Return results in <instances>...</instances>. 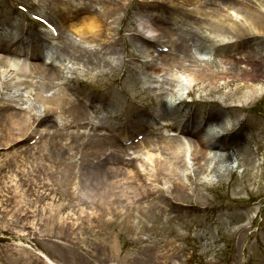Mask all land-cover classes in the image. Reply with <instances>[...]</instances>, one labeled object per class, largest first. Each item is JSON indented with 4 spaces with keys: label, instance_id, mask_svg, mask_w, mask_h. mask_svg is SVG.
<instances>
[{
    "label": "rangeland",
    "instance_id": "rangeland-1",
    "mask_svg": "<svg viewBox=\"0 0 264 264\" xmlns=\"http://www.w3.org/2000/svg\"><path fill=\"white\" fill-rule=\"evenodd\" d=\"M103 1L0 0V41L8 40L24 50L18 55H7L0 50V264H48L27 244L60 264H264V94L253 96L248 102L237 101V96L249 88L239 90L243 83L233 77L234 74L227 77L230 80L217 78L214 83L205 85L209 81L193 83L192 74L184 71L179 74L180 82L175 87L180 99L169 94L166 99L171 103L184 100L177 109V119L200 125L203 130L195 136L179 133L173 126H164V121L173 120H164L156 111L164 94L160 88L150 85L161 86L149 76L164 79V71L145 68L153 59L152 49L159 48L163 55L173 54L170 50H161L164 41L144 43L141 37L145 31L147 34L158 32L150 26L145 28L144 25L151 23L176 32L172 37H180L179 45L212 46L208 52L216 54L246 47L251 53L247 52V57L238 62L245 64L249 59L264 61V33L256 35L246 24L248 21L239 19L243 28L238 26L241 29L235 31L234 37L240 39L221 47V43L227 42L211 37L212 34L209 36L206 26L187 25L175 16L178 8L185 12L193 0H121L122 8L116 15L103 17L104 22L98 17L106 14ZM172 2H183V6H173ZM82 3L96 12L76 7ZM140 5L143 8L137 9ZM243 5H239V10H243ZM249 5L255 4L249 2ZM208 6L217 10L219 17H227L222 16L218 6ZM255 6L254 9L249 7L246 14L264 22L263 11ZM152 13L161 14L164 23L155 21ZM34 16L58 27L60 36L64 28L77 40L78 52L101 47L100 41L80 36L73 26H84V19L87 23L96 18V22L102 24V34L105 32L119 40L116 52H105L110 48H104L97 53L100 57H109L113 64L105 65L100 58L96 59L100 64L95 61L87 64L61 52L57 45L48 59L31 57L30 49L34 45L43 56L53 35L50 27ZM103 26L109 29L103 30ZM146 46H149L147 50ZM255 46L260 50L253 49ZM244 52L241 50L239 55ZM198 53L195 52L199 60L218 64L213 62L210 53ZM179 59L186 60L182 54ZM2 61H6L7 66ZM34 61L41 64L42 69L51 70L35 69ZM240 64L234 65V69L238 70ZM177 66L178 63L173 69L181 72L176 71ZM174 70L168 77H174ZM247 80L252 85L264 86V78ZM60 88L69 99H75L73 90L84 95L87 116L74 121L73 116L57 104L62 111L52 110L54 113L46 120L45 127L35 129L33 115L42 117L50 108L53 94ZM236 102L242 105L237 106ZM5 111L26 115L31 124L29 131L23 134L24 128L20 127L14 135H9ZM143 111L148 114L144 117L146 125H137L138 115ZM212 115L219 118L217 128L210 126ZM57 130L64 135L57 137V144H52ZM147 132L158 145L148 149L156 155L152 153V160L145 159V165L140 166L139 159L135 158L142 179L135 182L132 175L136 168L131 165L120 166L117 174L125 195L122 198L135 199L129 195L136 186L141 192L140 200L132 204L134 208L130 210L131 228L119 218L115 208L104 209L107 213L100 215L101 210H92L71 198L72 184L77 196H85L78 193L93 173L90 168L97 154L94 147L97 134L107 136L108 141L116 137L122 154L126 146L135 145L125 154L141 158L147 145L130 143L137 134ZM71 134L80 136L81 141L72 142ZM171 134L178 136L188 150L186 165L175 172L164 171L167 165L164 141L173 140ZM218 135L221 136L219 149L207 150L212 152L211 160L193 159L190 152L195 143L192 140L201 136L217 139ZM38 143L47 147L44 154ZM62 146L68 148L69 155L59 150ZM225 148L233 158L215 164V155ZM202 164L204 167L208 164L212 170L203 169ZM98 177L97 172L94 179ZM42 184L50 188V193H44ZM164 191L170 201L177 202L176 206L170 208L169 200H164ZM114 199L111 197V201ZM116 201L121 202V197Z\"/></svg>",
    "mask_w": 264,
    "mask_h": 264
},
{
    "label": "bare ground",
    "instance_id": "bare-ground-1",
    "mask_svg": "<svg viewBox=\"0 0 264 264\" xmlns=\"http://www.w3.org/2000/svg\"><path fill=\"white\" fill-rule=\"evenodd\" d=\"M208 1L209 0H193L188 7L186 6L187 9L185 12L180 11L182 10V8H178L176 10L175 16L182 19L183 22H185L187 25H192L196 27L206 26L207 29L205 30V32L209 34V36H211L212 34L211 37L215 36V38L217 37L219 41L227 42V43H221L220 44L221 47H228L231 44L228 42L232 40L235 41L236 39H240L239 37H234L235 31H237V29L238 31L241 29L238 26L242 27V23L238 21L239 19L241 20L245 19L246 21H248L249 24L248 23L246 24L249 25V28L254 29V31H252L253 33L255 34L256 33L260 34L262 32L264 33V22L259 20L256 16L247 15L243 12L236 10L237 7L235 6H237L236 5L237 3H234L235 0L233 1L232 0H211V1H215L217 4L219 3L227 4L230 6L229 8L230 12H228V14L222 13V16L224 15L228 16L226 18L219 17L216 13L214 14L209 13L210 10L208 11L207 8L202 9L201 6H203V4H205ZM229 2H233V3H229ZM103 3L105 5L104 6L101 5V6H103V9L106 12V14L98 15V17L100 18V21H103V22H104V20H102L103 17L105 16L108 17L109 15H112V16L116 15L115 13L122 8L121 0H116V1L104 0ZM180 4L182 5L183 2ZM180 4L174 3L173 6L177 5L179 7H182L183 5L181 6ZM76 7L82 8L84 10H90V11L96 12L95 9H90V6H88L87 3L76 5ZM141 8H143V6L140 5L138 6L137 9H141ZM152 16L155 21L157 20L160 23H164V19L162 18L161 14L152 13ZM96 20L97 19L94 18V20L86 23V20L84 19L83 20L85 23L84 26H79L77 24H74L73 26H75V29L78 31L77 33L80 34V36L82 35L84 38L89 36L94 41H98V42L100 41L102 43V45L100 44L101 47L97 48L96 50L78 52L79 49L77 45H75L77 40L71 38L69 34L63 30L64 28H61L62 29L61 36L60 38H58L57 46L59 47L60 50H62L61 52H65L66 54H68L70 57H73L74 59L84 60L86 61L87 64H94V61L97 64H100L102 61L104 62L105 65H112L113 61L109 57L108 58H106L105 56L100 57L97 55V53L100 51H103L102 49L104 48H110V51H105V52H112V53L116 52L118 50L117 45L119 44V40L113 39L112 37L108 36L107 33L106 35L105 32L104 34H102L100 32L102 24H98ZM144 26L145 28H147L148 26L153 27L158 31V32H152V34H148L147 37H144L141 35L144 43H150L151 40H155V38L156 40L158 39V40L164 41V44L161 46H167L169 50L171 51L170 54H173L172 56L163 55L161 51L154 48L151 50V53L153 54L152 61L151 62L149 61L145 64L146 70L152 69L153 71H164V74H162V75H165L164 79H161L160 77H154L152 74L149 76V79L151 81L161 84V86H158L156 84L155 87L151 83L150 85L155 89L160 88V90H163L162 93L164 94V98L162 99V101H159L158 106L156 108L157 113L160 115H163L164 120H170L169 118L173 120L171 122L164 121V125L173 126V128L179 133L188 134L189 136H195L199 132L201 134L203 130V127L200 125H196L194 123L190 124L188 120L184 122H180L181 120L177 119L178 117L177 109L179 108L180 104L184 103V100H179V101L175 100L173 103H171L169 102L168 99H166V95L168 94L172 95L173 97L177 99L179 98L178 96L179 92L175 90V87L177 83L180 82L178 78L179 74L181 73L183 74L184 71H189L192 74L193 77L191 78L193 80V83H196L198 81L200 82L209 81V83L205 85L214 83V79H217V78H223L226 80L227 77L230 75V73L234 74L233 77H236L237 80L243 83L238 88L239 90H242L243 87L245 86L249 88L247 91L244 92L243 95L237 96V101L245 99V101L248 102V100L252 99L253 96L257 97L263 94L264 86H262L261 84L252 85L248 82L247 79L249 78L250 80L251 78L253 80L255 79L261 80L264 78V61L261 59H249L248 61L245 62V64L238 63L242 61L241 60L242 58L244 57L246 58L247 55L251 53L249 51H252V50H249V49L245 50V52L242 55H239L240 53L238 54L236 50H223L225 52L217 53L219 54L217 55L215 51H212L213 53L208 52L209 49L211 48L213 49L212 46H208L206 48V46L196 45L195 47H192L191 45H188L186 43L184 45H179L181 43L180 37H174V36L172 37V35L176 34V32L174 33L172 31L171 32L167 31L164 29V27L154 26L151 23H147ZM232 28H234L235 30H231ZM105 29L108 30L109 27L103 26V30ZM145 32L143 33L144 35H145ZM43 38L44 40H46L47 36L44 35ZM61 42H63L62 45H61ZM169 42H171V44H169ZM145 48L147 50L149 46H146ZM253 49H256L258 51L260 50V47L256 48L255 46ZM0 50L6 53L7 55L9 54L14 55V54L22 53V49H20L19 46H14V44H12L8 40L0 41ZM197 51L199 52L198 55H202L201 52L210 53L211 55L210 57L215 60V61L213 60V62H217L218 64L214 65L213 63L209 62L212 60H206V61L199 60L195 54V52ZM30 53H31L30 54L31 57L35 59H42V51L39 50L36 45H34L32 49H30ZM181 54L182 56L186 58V60L179 59ZM97 58H100L101 61H97L96 60ZM135 60L137 61L138 58L135 57ZM187 61H190V63H186ZM177 63L179 64V66L176 67L177 68L176 71L180 70L181 72H175V70L173 69ZM2 64L7 66L6 61H2ZM236 64L237 65L240 64L238 70L237 69L235 70L233 67ZM190 66H194V68L191 69ZM213 66H216V68H214ZM34 67L35 69L42 70V71L51 70V68L42 69L43 68L42 65L37 63L36 61H34ZM173 70H174L173 72L174 77L173 78L168 77L169 74L171 75ZM259 76H262V77L259 78ZM227 80H230V78ZM162 84L164 85L168 84V86H162ZM216 87L217 86H215L214 88ZM39 93L40 92H38V94ZM73 93L75 94L74 100L69 99L66 92L63 91V88L62 89L60 88L56 93H54L52 96L53 101L51 102L50 108L44 111L45 114L42 117L41 116L36 117L35 115H33L34 121L32 123L33 124L35 123V129L40 128V127H45V124H46L45 122L48 119V117H50L54 112L62 111L60 108L56 106L57 104L60 105V107L63 110L70 113V115L73 116L74 121L77 119L85 118L88 112H87V109L85 108V104L83 101L84 95L82 93H79L77 90H73ZM244 96H248V97L246 98ZM204 101L207 102L208 100H204ZM211 102L214 103V100H211ZM236 105L241 106L242 104H237L236 102ZM7 106H9V104ZM52 110H54V112ZM3 114L5 115V119L8 122L5 127L7 128L9 135H14L17 132V129H20V127L21 129L24 128V131H21L23 134H26L31 128V124H28V119L26 115L20 114V113L14 114L8 111H5ZM138 116L139 117L136 120V124L142 125V126L146 125L147 121L144 119L145 116H148L146 111H143ZM209 122L212 128H217L219 126V118L215 115H212L211 117H209ZM62 135H64V133L61 130L55 131L53 133L54 138L52 139L54 142L51 141L50 143L57 144V141H58L57 137H61ZM216 138L217 139L201 136L197 140L191 139L195 143L194 150L190 152L193 159L200 158L202 162H204V160L206 162L211 160L212 152H208L207 150L208 148L212 149L213 147L219 149L217 146H219L218 142L221 141L219 139L221 138V136L218 135V137ZM154 139L155 138H150L146 136L142 142L139 141L138 143H136L139 146L144 145V144L147 145L145 146L147 148L144 147L145 148L144 156L139 158V157H134L137 155L129 156L128 154L127 155L125 154L129 149L134 148L133 146L135 145L126 146L124 150L125 152L122 154L121 153L122 146L119 145V141L118 139H116V137L114 138L111 137V140L108 141L107 136H101L100 134H97L96 139H95L96 144L94 145V147H97L96 148L97 154L94 155V158H93L94 164L90 168V170L93 173L91 176H89L90 178L89 180L86 179V183L88 182V184L85 185V188L83 185L81 187L82 189L81 192L78 193L81 195L83 194L85 196H77L74 190L75 184H72L70 186V189L73 195V196L71 195V198H75L76 200H79L78 202L80 204H83L86 207L89 206L90 208H92V210H96V208L98 210H101L100 215H104L107 213L106 211H104V209H109L113 207L116 210H118L119 218L124 222V224L128 228H131L132 227V224H131L132 212L130 210H133L134 208L132 204L140 200L138 196L139 194H141V192L137 191L138 187L136 186L134 187L135 188L134 191L132 190L133 193L129 195V196L133 195L135 199L122 198V197H125V195L120 189L121 181L120 179L117 178V174H118V171L121 170L120 168L123 165H129V166L131 165L133 166V168H136L132 175L135 178V182L137 179L141 180L143 174H141L140 169L138 167L139 165L137 164L135 158L139 159L138 161H140L141 163L140 166H143L146 164L145 159L152 160L153 159L152 153L156 155V152H154L153 150H149L148 152V149L157 146V143L154 141ZM70 140L72 142L77 143L81 141V137L78 135L71 134ZM63 144H67V143H63ZM36 145L39 146L40 151H42V153L44 154V151L45 149H47V147L39 143ZM225 149L221 150L219 154L215 153L217 155L214 154L215 157L213 161L215 164L224 162L226 160L233 158L232 157L233 155H231L232 153L228 149L227 150ZM59 150L63 151V153H66L68 155L70 154V151L65 146H62L61 148H59ZM186 152H188V150L187 148H185L184 142L180 140L178 136L174 135L173 140L164 141V153H166L165 162L167 163V165H164V167L166 168L164 171H167V172L174 171L175 172L179 168H182V165L185 166L186 165ZM233 153H235V151ZM206 165L209 167L208 164ZM208 167H204L202 164L203 169L207 171L212 170V168H208ZM47 170H48V174L51 175L52 174L51 170L49 168H47ZM145 170H148V167H146ZM97 172L99 173V177L97 179H94L96 177ZM43 184L51 185L50 183H43ZM43 184L40 185V187L43 188L44 193H50V188L48 186H43ZM178 184H180V182ZM111 197H115V199L111 201ZM117 197L119 198L121 197V202L116 201ZM164 200H169L170 208L177 205V202L172 201V200L170 201V198H168V196L165 195V191H164ZM150 211L154 213V211H152V207ZM155 215H156V211H155ZM49 260H50V264H60V263L53 261L50 258Z\"/></svg>",
    "mask_w": 264,
    "mask_h": 264
}]
</instances>
